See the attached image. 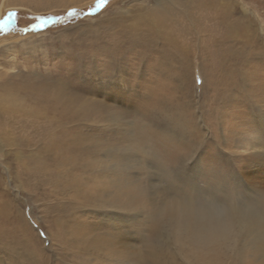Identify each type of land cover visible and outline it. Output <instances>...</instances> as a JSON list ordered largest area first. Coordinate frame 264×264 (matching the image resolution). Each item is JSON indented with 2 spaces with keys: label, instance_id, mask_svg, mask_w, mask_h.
Wrapping results in <instances>:
<instances>
[{
  "label": "rangeland",
  "instance_id": "rangeland-1",
  "mask_svg": "<svg viewBox=\"0 0 264 264\" xmlns=\"http://www.w3.org/2000/svg\"><path fill=\"white\" fill-rule=\"evenodd\" d=\"M158 1L0 0V264H264V0Z\"/></svg>",
  "mask_w": 264,
  "mask_h": 264
},
{
  "label": "snow or ice",
  "instance_id": "snow-or-ice-1",
  "mask_svg": "<svg viewBox=\"0 0 264 264\" xmlns=\"http://www.w3.org/2000/svg\"><path fill=\"white\" fill-rule=\"evenodd\" d=\"M108 0H96L95 8L92 9L87 15H94L101 6L106 5ZM14 13L9 14V18L14 16ZM73 15V13H69ZM52 19V18H48ZM7 23V20L5 21ZM47 23V20L44 21ZM36 26H33L32 30H35ZM23 29L22 31H27ZM111 75V66L106 69V77ZM140 123L138 124L137 132L133 135L130 132H125L120 126V121L124 120V116H114L111 121V127L113 129L119 128V139L117 143L121 149L122 159H136L140 161V157L136 155L137 148L141 142V139L148 127L156 126L157 122H166L168 116L166 113L157 112L155 110H143L137 112ZM183 161L178 160L175 169L168 166V150L164 143H161L158 147L153 149L150 153L146 154L145 159L141 162L142 166L147 169H151L158 172L162 178V182L171 187L178 179V173ZM205 191L208 195L213 196L215 199L223 198V194L227 193L229 196L232 194V187L230 181L224 177L212 174L209 178Z\"/></svg>",
  "mask_w": 264,
  "mask_h": 264
},
{
  "label": "bare ground",
  "instance_id": "bare-ground-1",
  "mask_svg": "<svg viewBox=\"0 0 264 264\" xmlns=\"http://www.w3.org/2000/svg\"><path fill=\"white\" fill-rule=\"evenodd\" d=\"M165 1H168V2H170L171 0H160V1H158L157 3H156V5H155V7H149V8H147V10L145 11V13L144 12H142V13H144V18H149L148 20L150 21H148L149 23L148 24H150L151 26H153L155 29L156 28H158V27H160V25H161V22L163 21V19L162 18H164L165 19V16H163V11H162V9H163V6H164V3H165ZM167 3V2H166ZM170 5V4H169ZM141 18V17H140ZM142 20H143V18H142ZM142 20H141V22H142ZM147 21V20H146ZM145 23V22H144ZM138 25V24H137ZM122 30V29H121ZM155 32V31H154ZM128 33V32H127ZM142 33V32H141ZM121 37V36H120ZM149 44V43H148ZM146 46V45H145ZM111 48V47H110ZM177 48H178V45H177ZM148 49V48H147ZM180 48H178L177 50H179ZM112 50V49H111ZM113 51V50H112ZM179 51H183L182 49H180ZM70 100V99H69ZM86 102V101H85ZM100 104V103H99ZM87 105H89V104H87V103H83V108H86V109H88L87 108ZM91 105V104H90ZM94 105V104H93ZM93 105H91V106H93ZM82 109V108H81ZM80 110V109H79ZM83 110V109H82ZM81 112V111H80ZM83 116H84V114H83ZM261 143V142H260ZM263 144H264V142H263ZM253 147H251L250 149H254V148H262V151L261 152H259V151H254V153L253 154H251L250 156L251 157H253V159H254V157H256V158H260V157H264V145H262V144H254V145H252ZM257 150V149H256ZM260 173V172H259ZM130 203V202H129ZM128 203V204H129ZM186 209V210H185ZM187 209H189L188 208V206H186L184 209H183V213H184V215H190V209L189 210H187ZM202 211V210H201ZM182 213V214H183ZM220 214V213H219ZM192 216H193V214H191ZM191 217V216H190ZM209 217V216H208ZM261 217H262V215H261ZM184 218V217H183ZM192 218V217H191ZM197 218V217H196ZM203 218H205V216H203V215H201L200 216V220H203ZM219 218V217H218ZM186 219V218H185ZM209 219V218H208ZM212 219V218H211ZM195 220H197V223H199L198 221V219H195ZM221 221V220H220ZM205 223H207V221L205 222ZM256 223H259V221L258 222H256ZM182 224V223H181ZM183 225V224H182ZM207 226V225H206ZM179 227V226H178ZM259 228H260V226H259ZM262 228V227H261ZM212 230V229H211ZM206 231V230H205ZM210 231V230H209ZM214 231V230H213ZM206 232H208V231H206ZM182 233V232H181ZM200 234H201V232H200ZM211 234V236L213 237V235H212V232H210V233H208V235H210ZM215 234V233H214ZM207 235V236H208ZM201 236V235H200ZM204 237V236H203ZM206 238H208V237H206ZM202 239V238H201ZM204 240V239H203ZM207 241V240H206ZM123 245V244H122ZM124 247H127V245H123Z\"/></svg>",
  "mask_w": 264,
  "mask_h": 264
}]
</instances>
